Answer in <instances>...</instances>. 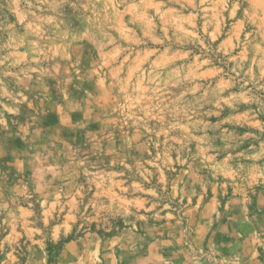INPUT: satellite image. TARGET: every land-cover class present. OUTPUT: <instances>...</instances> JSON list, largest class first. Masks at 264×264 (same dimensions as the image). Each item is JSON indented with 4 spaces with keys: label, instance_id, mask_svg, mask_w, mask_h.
<instances>
[{
    "label": "rangeland",
    "instance_id": "374dc122",
    "mask_svg": "<svg viewBox=\"0 0 264 264\" xmlns=\"http://www.w3.org/2000/svg\"><path fill=\"white\" fill-rule=\"evenodd\" d=\"M0 264H264V0H0Z\"/></svg>",
    "mask_w": 264,
    "mask_h": 264
}]
</instances>
